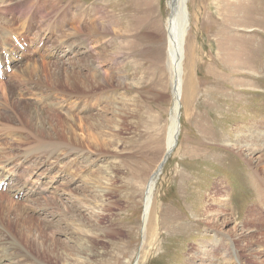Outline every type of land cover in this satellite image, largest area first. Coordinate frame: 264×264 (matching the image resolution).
Masks as SVG:
<instances>
[{
  "label": "rangeland",
  "instance_id": "obj_1",
  "mask_svg": "<svg viewBox=\"0 0 264 264\" xmlns=\"http://www.w3.org/2000/svg\"><path fill=\"white\" fill-rule=\"evenodd\" d=\"M81 1L87 3L83 13L87 26L93 25L97 20L103 24L110 20L118 22V28H114L117 33L104 34L102 38L93 36L95 41L91 43L98 53L104 50L108 53L99 61L103 63L102 70L114 71L118 69L121 61H125L126 67L123 73L126 78L124 85L115 86L117 90H109L107 94L111 97L105 99L103 96L101 107L124 97L132 100V110L122 118L118 117V120L113 116L111 107L99 114L101 116L98 121L105 126V131L119 135L118 146L115 137H108L109 146L113 145L114 148L116 144L118 150L112 148L106 150V154L88 153L80 161L75 160V165L74 157H71L73 162L70 164L69 178L65 182L62 177L57 179L54 172L47 174L48 168L43 166L44 163L34 168L35 162L31 161L32 164L29 162L30 164L23 166L21 171L25 175L28 172L33 174L31 178L39 180L43 187H49L57 180L58 183L54 185L56 191L51 189L50 194L42 193L32 197L34 201L31 202L13 197L7 190L0 192L4 196L3 202L12 200L17 203L10 209L13 220L24 222L25 219L19 218L20 216L30 217L31 225L37 229L49 225L46 231L41 230L43 236L38 245L44 241L50 248L55 247L66 252L71 260L62 253H58L57 258L52 255L45 256L43 252L39 254L38 250L29 248L28 245V249L26 246L21 247L26 251L19 249L15 241L13 242L19 238L14 227L16 224H11L8 220L5 225L9 231L7 232L1 223L3 219L0 213V264H14L20 259L21 264H77L75 261L81 257L84 263L88 259L86 264H191L190 260L194 258L192 254L200 247H206L205 253L213 257L212 261L217 264L215 257L221 256L217 252L219 248L230 251L232 246L237 248L239 259L244 264H264L263 244L259 246L248 242L247 244L256 249L248 252L247 244L235 240V245L231 241L238 235L233 233L235 223L243 224L239 228L247 232L248 226L244 224V218L249 210L250 214L254 213L253 218L256 220L248 224L264 229V221L258 220L261 213L264 215V199L259 193L260 181L264 178L263 169L258 168L255 161L250 162V167L246 162L249 159L237 151L244 144L257 142L254 127L264 131V0H188L190 27L187 52L189 45H192L194 57L190 70L193 78L195 76L194 80L197 79L199 89L195 97L187 100L186 84L184 85L178 145L156 183L154 195L148 204L150 217L145 213L146 185L166 153L173 106L169 73H163L161 66L164 63L159 62V54L167 51L165 18L170 0ZM20 3L22 2H19V7ZM74 16L72 26L77 28L81 13L74 11ZM247 18H250L251 23L246 22ZM152 32L158 40H140L143 33ZM129 43L131 45L127 46ZM118 46L122 47L124 56L109 59L110 56L118 54ZM147 46H153L150 57L142 56V53L148 52ZM76 60V57L73 58L74 62ZM190 70L188 68L189 72ZM238 72L240 73L237 75ZM186 73L187 70L185 77ZM94 84L92 81L89 83L92 86ZM27 95L25 96L30 99ZM66 104L58 112L59 115H64L68 110ZM49 110L45 112L53 114ZM96 112L95 109L90 114ZM77 113L74 110V114ZM22 134L23 137L11 138L8 132L0 130V138H3L0 140V157L18 161L24 158L21 156L27 151L32 154L35 152L30 146L36 140L33 141L27 132ZM5 138L8 140H4ZM256 149L264 150L260 140ZM62 162L65 163L66 160ZM64 163L62 165H67V162ZM95 172L102 173L100 179L95 177ZM43 177L47 179L43 180ZM26 178L30 177L21 176V182ZM62 190L68 193L71 191L74 194H69L72 199L78 202L79 208H84L78 210V215L82 213L78 218V215L76 219L71 215L69 220L70 211L66 213L67 211L61 210L57 215L61 220H58L44 211L46 208L52 209V205L46 200L57 198ZM86 194L87 197L82 198L86 201L76 200ZM48 195L51 196L49 199L44 198ZM65 197L67 198L66 195ZM88 198L91 200L89 203ZM221 200H226L227 204L223 205ZM93 207L95 210L96 207L101 208L100 214H95ZM217 218L231 221L222 227L216 226L212 222ZM71 220L72 223L75 221L73 229L77 222H82L78 229L84 230V226L93 234L90 244L73 241L76 238L74 230L68 233L69 228H72ZM58 222L64 234L54 231L53 227ZM257 234L255 233V238L259 237ZM241 236L245 235L237 238L241 240ZM53 240L54 243L51 242ZM217 240H221L223 245L218 250L211 248ZM252 253L257 255L256 261ZM10 255L13 259H9ZM212 261L208 260V263ZM219 262L226 264L222 259Z\"/></svg>",
  "mask_w": 264,
  "mask_h": 264
},
{
  "label": "bare ground",
  "instance_id": "obj_2",
  "mask_svg": "<svg viewBox=\"0 0 264 264\" xmlns=\"http://www.w3.org/2000/svg\"><path fill=\"white\" fill-rule=\"evenodd\" d=\"M19 2H22L20 3V7L18 5ZM187 2L188 0H170V4L166 12L165 27L167 35V51L165 54L163 53V51L161 52V54H159V62L164 63V65L161 66L163 73H165V71L169 73L173 96V106L170 114V125L168 126L169 128L167 132L166 153L160 165L151 174L146 185L145 213L147 214V216L149 214V217L151 214V210L150 212L148 211V204L152 198V195H154L153 193L156 187V183L158 182V178L161 175L162 170L164 169L163 167L178 145L180 137V112L182 109V100L184 96V85L186 84L187 100L195 97L194 95L199 89L197 87L198 84L196 83L197 79L194 80L195 76L193 78V75L191 74L194 57L192 45H189L187 52V37L189 35L188 32L190 27ZM86 4L87 3H83L81 0H77L76 3L73 0H0V58H2L4 53L9 54V59L12 62L13 68L12 72L7 74V80L0 83V130L8 132L9 135H11V138H14L15 136H18L19 138L23 137L22 133L27 132L30 134L33 141L36 140V143L30 146V148L35 151H32L33 154L36 155H33L31 152L27 151L23 156L20 155L24 158H21L22 160L18 161L9 160L12 158H8L5 156L0 157V183H7V192L13 197L19 196V198L26 199V202L34 201L32 200V197L41 195L42 193H52L51 189L56 191L57 188H54V185L56 184V182L58 183V181L56 180L52 183L50 182L51 185H49V187H43L39 180H34L33 178H31L33 174L31 175L28 172L25 175V172L21 171L26 163L30 164L29 162L31 161L33 163L35 162L33 164L34 168L38 167L41 163H44L43 166H46L48 168L47 174H51L52 172H54V175L57 176V179L59 177H62L64 179L63 182H65L69 178L71 167L70 164L73 161H80L88 153L95 154L105 152L106 154L108 153L107 151L113 148V145L109 146L108 137H115L118 146V140L120 139L118 137L119 135L105 131V126L98 121V119L100 120L101 116L99 114L106 108L111 107V110H113V116L116 118V120H118V117L122 118L132 110V100L130 101L124 97H121L116 101H110L107 105L101 107V103L102 101H104L102 97L104 96L105 99L111 97V95L107 94L109 90H117L115 86L122 87V85H124L123 83L126 78L123 73L125 72L124 68L126 67L125 61H119L120 63H118V69L114 71L102 70L101 64L103 63L99 61H102V57H104L108 53L105 50L98 53L97 50L91 46V43L95 41L93 40V36L95 38H102L104 34L111 35L114 32L117 33L118 31H114V28H118V22H116L115 20H110L109 23L105 22V24H103L100 23L99 20H97L93 22V25L87 26L86 20L83 17ZM74 11H77L79 14L81 13V18L78 19L77 28H74L72 26L75 19ZM248 13H250V11H248ZM247 19L248 20L246 22L249 21L248 23H251L250 18ZM141 37L142 38H140V40H147L152 42L158 40L154 32L143 33ZM13 38H17L23 44L25 50H21L15 44ZM130 45L131 43H129V45L127 46ZM147 47H149L148 52L146 54L142 53L144 54L142 56L146 55V57H150L149 53L152 51L151 49L153 48V46ZM161 49H163V47ZM117 50L118 54L110 56L109 59H115L118 56H124L122 47H119ZM75 57L77 58V62L73 61V58ZM48 61H53V63ZM188 68L189 70L191 68L190 72L188 71ZM238 68L240 69V66H238ZM185 69L187 70L186 80V77L184 76L186 71ZM85 71H87V73H84ZM239 73L240 72H238L237 75ZM90 80L95 83L94 86L89 85V83L91 82ZM25 95L31 98L29 99ZM30 100H32V103H30ZM64 104H66L68 110L64 115H59L58 112L62 111V107L64 106ZM189 104L187 105L189 106ZM49 108H51V110H49ZM95 109L97 110V112L91 115L90 113H93ZM46 110L51 111L53 114L46 113ZM74 110L78 111V113L74 114ZM13 121H15V123ZM253 129L257 133V142L254 144H244V146L238 147L237 151L249 159V161L246 160V162L248 165H250V167H252L250 162L253 163V161H255L257 163V167L263 169L264 172V150L256 149L259 140L264 146V131L258 130L260 128H258L257 126ZM19 130L24 131L20 132ZM0 140H3V138H0ZM4 140L8 139L5 138ZM115 145L113 149L117 151L118 148H116ZM100 148H103L104 150L101 151ZM71 157H74L73 161H71ZM64 160H66L67 165H62V163H64L62 161ZM75 164L76 161L74 162V165ZM33 171L35 172V170ZM256 171L258 170L256 169ZM101 174V172H98L95 174V177L100 179ZM21 176L30 178H26L23 182H21ZM42 179L45 180L47 178L43 177ZM69 182L70 180L66 183ZM92 189L94 190V186ZM259 193L263 196L264 199V178H262L260 181ZM69 194L74 196L71 191L68 193L62 190L60 196H57V198L59 199H57L56 197H51L52 194L51 196L48 195L44 197L47 199L51 197L49 200H46V202L52 205V209L46 208L44 210L46 214H49L54 219L61 220L59 216H57L60 211H67L66 213L70 211V213H68V215H70L68 216V219L69 217H71V215H73L75 217L74 219H76L78 210H83L84 208H79L78 202L76 203L75 199H72V196ZM65 195L67 196V198L65 197ZM86 197L87 194L85 195V197H77L76 200L86 201L83 200ZM3 198L4 196L0 194V213L3 219L1 223L3 225V228L6 230L7 228L5 225L8 224V220L9 222H11V224H16H14L15 226H13L16 228V233L18 234L19 238H17V241L13 240V242L15 241L19 249H21V247L23 248V246L25 247L26 245H28L29 248L31 247L38 250L39 254L43 252V255L45 256L52 255L54 256V258H57L58 253H62L64 256L66 255L67 258L70 259V255L68 256L66 252L60 251L55 247L50 248L48 243H45L44 241H41V245H38L39 239L43 236L41 232L46 231V227L49 225H39L40 227L37 229L36 227L34 228L31 225L30 221L32 219L30 217L22 218L20 216L19 218L25 219L24 222H22L21 220L17 221L16 219L13 220L11 217L12 215L10 213V209H13L17 205V203L13 202L12 200H6L7 202H3ZM90 201L91 200L89 199L87 203H89ZM221 203H223V205L224 203L227 204L226 200H221ZM50 204H48V206H50ZM66 207L68 208V210H66ZM210 209L212 210V207ZM100 210L101 208L99 207L98 209L96 207V210L95 208L93 209L95 214H100ZM208 210L209 209H207V211ZM49 211L50 213H48ZM249 211L244 218V224H247L248 226L247 232L242 231V229L239 228L242 227L243 224L239 225L240 223H235L233 233L235 232L238 235L235 236V239L232 238L231 241H233L235 245L237 244L235 240L245 244H247L248 242H254L259 246L263 244L262 252H264V232H262L263 228H261V226L252 227L248 224L256 220L253 218L254 213L250 214L251 210ZM252 212H254V210ZM81 215H78L77 218ZM259 216L260 218H258V220L264 221V215H262L261 213ZM148 220L149 219L146 220L147 223ZM230 221L231 220L229 219L219 220L217 218V220L211 222L216 226L219 225L222 227L223 225H227ZM81 223L78 224L77 222V225L73 229L75 221L73 220L72 223L71 220L70 224L72 228H69L68 233L70 234L71 230L73 229L74 232H72L76 235V238L75 240L73 239V241L79 243L86 242V244H90L92 242L93 234L84 226V230H79L78 228L81 227ZM60 226L61 225L59 222L55 224L53 227V229H55L54 231H56L57 233H63V230ZM244 226L246 228V225ZM67 228L66 230H68ZM145 229L146 227L144 228V232ZM7 232L9 231L7 230ZM255 233H258V238H255ZM242 234L245 236H241V240L238 239L237 237ZM229 240L230 239L228 238V241ZM23 241H25V244H23ZM220 241H215L216 244L211 248L218 250L219 246H223ZM51 242L54 243L55 240ZM247 245L249 246L248 252L256 251L255 248L253 249L252 246H250L249 244ZM26 249H28L27 246ZM26 249L21 250L26 251ZM251 249L252 251H249ZM205 250L207 251L206 247H200L198 250H196L192 254L194 258L190 260L192 262L191 264H209L208 260L212 261L213 257L205 253ZM222 251H224L222 248H219V250L217 251L219 254H221V256L215 257L217 259V264H220L219 261L221 259L226 264H244L243 260L240 258L242 260L240 261L239 259V254L236 247L232 246L230 251ZM252 255L254 260L256 261L258 259L257 255L253 253ZM11 256L12 255H10L9 259L13 257ZM4 257L8 258V255L4 254ZM20 260H17V262H15L14 264H21L22 262H20ZM87 260L88 259H86V261ZM86 261L84 263V260L81 257L75 262L77 264H86ZM210 264L216 263L212 261Z\"/></svg>",
  "mask_w": 264,
  "mask_h": 264
}]
</instances>
